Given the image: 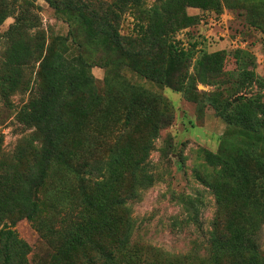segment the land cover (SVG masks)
I'll list each match as a JSON object with an SVG mask.
<instances>
[{"label":"trees","instance_id":"16d2710c","mask_svg":"<svg viewBox=\"0 0 264 264\" xmlns=\"http://www.w3.org/2000/svg\"><path fill=\"white\" fill-rule=\"evenodd\" d=\"M34 1L0 0V25L14 17L0 33V100L8 103L16 92L30 91L20 122L31 129L12 151L0 149V264H30L31 247L13 228L20 219L44 237H53L46 264H189L190 254L199 264H264L257 234L264 218V80L247 69L240 70L232 90L256 82L260 93L211 101L229 127L216 151L198 148L200 161L192 169L218 205L202 253L195 249L173 256L133 242L129 203L161 177L150 168L149 156L159 132L171 121V107L160 94L123 78L118 69L192 98L195 84L212 83L223 62L217 53L203 52L190 76L194 48L178 49L171 36L196 21L187 7L219 13L227 0H154L150 6L148 0H45L70 25L66 36L51 43L38 29ZM249 1L247 9L264 13V0ZM127 11L137 20L135 35L119 31V19ZM250 22L264 28V17ZM69 37L79 51L74 55L68 51ZM94 52L112 57L104 64L111 73L105 76L103 93L90 72ZM111 103L120 107V125L114 128L108 125ZM95 121L101 122L102 134L114 136L107 142L106 156L83 158L80 171L74 161L86 151L76 132L86 123L84 136L94 142ZM234 128L246 145H232ZM54 169L73 174L79 184L80 196L63 217V230L46 227L41 220L45 187ZM183 203L196 208L191 197H183Z\"/></svg>","mask_w":264,"mask_h":264},{"label":"rangeland","instance_id":"374dc122","mask_svg":"<svg viewBox=\"0 0 264 264\" xmlns=\"http://www.w3.org/2000/svg\"><path fill=\"white\" fill-rule=\"evenodd\" d=\"M153 2L148 0L147 5ZM251 5L249 0H227L219 13L200 7L186 8L189 15L196 17V21L178 30L171 39L178 49L194 48L195 56L189 63L188 74L191 76L194 73L193 62L203 52L217 53L223 62L212 83L195 84L192 98L187 97L183 91H175L171 87L141 78L128 69H118L123 78L154 94H160L171 107V121L159 132L149 156L150 168L160 172L161 177L150 187L141 190L140 196L129 203L134 221V243L173 256L190 254L195 249L202 253L218 205L214 193L196 179L192 169L200 161L197 157L198 148L216 151L229 127L217 114L211 101L219 103L230 97L247 99L259 92L256 82L246 84L241 90H232L238 86L236 81L241 69L252 71L258 79L264 80V28H257L250 22L251 18L261 19L264 13L261 9H247ZM33 8L38 29L44 32L46 43H51L56 36L67 35L70 28L68 21L63 15H58L45 0L34 1ZM13 21L14 17H8L0 25V33L5 32ZM136 23L133 14L125 12L119 19L120 33L135 35ZM66 43L70 55L79 52L70 37ZM2 46L0 41V55ZM244 52L247 55L245 61L242 60ZM111 58L100 52H94L90 57L93 64L90 72L100 93L104 92L105 76L111 73L104 64ZM243 62L245 67L241 66ZM30 83L33 87L35 73L31 75ZM29 95L30 91H18L10 96L8 103L0 100V149L5 152L12 151L18 139L31 131L20 122V112ZM107 108L111 112L108 125L112 128L119 126L120 114L117 115V112L120 107L111 103ZM101 127V122H94V142L84 136L87 133L86 123L76 132L79 144L86 151L78 158V163L74 161L80 171L83 169L80 165L83 158L102 159L107 154V142L113 139L114 134H102ZM231 132L233 136L230 142L235 148L247 144L244 137L237 134L238 129L234 128ZM163 148L166 150L164 155ZM257 149L259 151V147ZM260 152L264 154V149ZM64 171L54 169L45 187V211L41 220L46 227H54L56 230L66 227L63 217H66L68 208L80 196L78 179ZM82 175H85L83 171ZM183 197H191L196 208L191 209L185 205ZM194 215L197 219L193 218ZM259 224L261 226L257 234L264 261V218ZM13 228L31 247L27 255L29 263L46 264L54 250L53 237H44L43 231L36 230L26 219L18 220ZM190 255L192 260L189 264H199L196 256Z\"/></svg>","mask_w":264,"mask_h":264},{"label":"water","instance_id":"95a60500","mask_svg":"<svg viewBox=\"0 0 264 264\" xmlns=\"http://www.w3.org/2000/svg\"><path fill=\"white\" fill-rule=\"evenodd\" d=\"M238 99H239V97H236V98H234L233 100L236 101V100H238Z\"/></svg>","mask_w":264,"mask_h":264}]
</instances>
